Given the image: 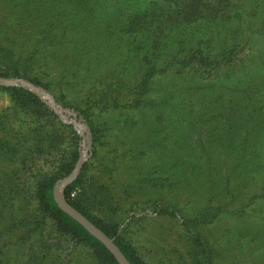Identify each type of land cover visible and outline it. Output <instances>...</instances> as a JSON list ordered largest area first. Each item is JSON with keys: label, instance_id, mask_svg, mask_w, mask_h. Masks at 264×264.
Segmentation results:
<instances>
[{"label": "rangeland", "instance_id": "obj_1", "mask_svg": "<svg viewBox=\"0 0 264 264\" xmlns=\"http://www.w3.org/2000/svg\"><path fill=\"white\" fill-rule=\"evenodd\" d=\"M0 79V264H100L35 199L78 163L148 264H264V0H0Z\"/></svg>", "mask_w": 264, "mask_h": 264}, {"label": "trees", "instance_id": "obj_2", "mask_svg": "<svg viewBox=\"0 0 264 264\" xmlns=\"http://www.w3.org/2000/svg\"><path fill=\"white\" fill-rule=\"evenodd\" d=\"M192 6L196 8L195 3ZM197 59L201 61L202 57L197 56ZM14 74L18 75V70ZM19 89L12 87L13 94L17 93ZM19 98L20 95L15 94V99L18 100ZM56 182V178L46 176L41 177L35 183V199L40 211L55 223L60 232L68 234L76 242L87 244L100 264H121L99 237L91 233L82 223L73 218L56 202L53 196V187ZM79 182L80 176L78 175L63 188L62 193L67 202L80 215L111 239L115 247L129 264H148L139 254L137 248L125 239L116 223L106 221L92 210L82 192L78 191L80 190ZM194 243L199 256L198 264H212V250L206 237L196 232Z\"/></svg>", "mask_w": 264, "mask_h": 264}, {"label": "water", "instance_id": "obj_3", "mask_svg": "<svg viewBox=\"0 0 264 264\" xmlns=\"http://www.w3.org/2000/svg\"><path fill=\"white\" fill-rule=\"evenodd\" d=\"M4 80L0 79V82H3ZM79 167V163L76 166V168L73 171V175L70 179L65 180L63 182L62 185H59L57 187V185H55L53 187V196L54 199L56 200V202L64 209L66 210L73 218H75L76 220H78L80 223H82L91 233H93L94 235H96L97 237H99L107 246L108 248L111 250V252L116 256V258L118 259V261L121 264H129L124 257L122 256V254L118 251V249L115 247V245L113 244L112 240L109 239L99 228H97L95 225H93L92 223H90L88 220H86L82 215H80L67 201L64 197L61 196L60 194V187L65 186L68 182H70L72 179L75 178L77 170Z\"/></svg>", "mask_w": 264, "mask_h": 264}]
</instances>
